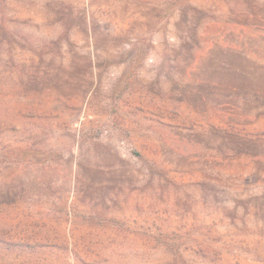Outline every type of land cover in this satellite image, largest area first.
<instances>
[{"label": "rangeland", "instance_id": "rangeland-1", "mask_svg": "<svg viewBox=\"0 0 264 264\" xmlns=\"http://www.w3.org/2000/svg\"><path fill=\"white\" fill-rule=\"evenodd\" d=\"M0 264H264V0H0Z\"/></svg>", "mask_w": 264, "mask_h": 264}]
</instances>
